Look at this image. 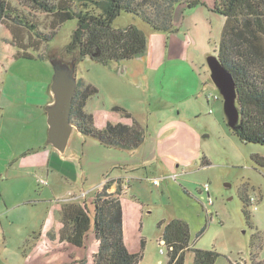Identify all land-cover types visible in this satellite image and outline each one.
Segmentation results:
<instances>
[{
  "label": "rangeland",
  "instance_id": "1",
  "mask_svg": "<svg viewBox=\"0 0 264 264\" xmlns=\"http://www.w3.org/2000/svg\"><path fill=\"white\" fill-rule=\"evenodd\" d=\"M13 1L40 31L52 35L49 15L26 8L22 0ZM173 18L174 30L167 32L155 30L135 14L121 12L115 25L135 24L143 30L148 38L146 56L110 66L90 57L77 63L78 78L98 89L87 110L97 114L99 123L126 119L116 107L131 111L143 123L145 140L132 153L105 147L89 135L77 141L75 132L62 154L47 143V116L42 107L18 99L5 103L7 98L2 96L0 264L68 261L72 251L56 243L65 198L72 195L71 191L79 194L85 190L89 194L82 200L91 201L106 178L121 172L126 181L118 180L115 187L123 189L125 183L129 186L124 198L128 201L123 203L125 234L131 252H142L140 264H166L167 252L162 253L160 246L163 227L159 223L176 218L188 223L193 246L219 252L215 264H264V146L243 142L233 132L226 121L222 97L205 105L201 94L219 93L210 79L207 57L216 52L225 17L214 9V0H200L192 8L187 2L175 4ZM77 22L76 18L65 22L51 41L43 43L41 51L28 47L34 59L17 57L22 49L12 42L8 27L0 25L3 79L15 74L21 82L48 78L51 83L53 66L39 55L59 51L67 59L76 57L67 50ZM173 37L177 38L175 45L180 43L181 47L172 46ZM171 126L189 130L191 155L198 157L192 164L177 168L171 154V158L163 156L188 138L187 133L186 139H178L177 134L169 137L165 132ZM74 148L80 152L81 161L68 158ZM51 153L53 158L59 157L58 166L54 159L50 162ZM141 158L149 159L145 168L130 170L125 164ZM172 172L177 173L176 178ZM42 177L48 185L39 183ZM154 178L160 179L159 185L154 184ZM207 183L212 204L207 203L204 191ZM109 184L114 186L113 181ZM246 198L255 201L249 205ZM92 232L84 242L91 249L83 248L80 260L63 264H80L87 257L82 264H93ZM142 238L146 241L144 247ZM186 264H195L192 251L186 255Z\"/></svg>",
  "mask_w": 264,
  "mask_h": 264
},
{
  "label": "trees",
  "instance_id": "2",
  "mask_svg": "<svg viewBox=\"0 0 264 264\" xmlns=\"http://www.w3.org/2000/svg\"><path fill=\"white\" fill-rule=\"evenodd\" d=\"M22 1L26 8L51 17L52 35L40 31L15 1L0 0V25L8 27L12 42L22 49L16 53L17 57L34 59L36 56L27 50L28 47L41 51L43 43L51 41L65 22L76 18L77 27L67 53H75L79 60L90 57L104 66L143 57L147 53L148 38L143 30L135 24L115 25L121 12L139 16L155 30L172 32L175 4L187 2L192 8L200 3V0ZM214 9L225 17L215 54L232 73L237 86L240 121L238 130L233 132L243 142L264 146V0H214ZM39 56L48 59L46 54ZM97 92L95 86L78 78L71 122L83 135L97 138L105 147L128 151L139 148L145 140V130L131 111L116 107L126 118L132 119L131 124L109 122L103 128L95 126L94 117L85 106ZM261 162L264 164V159ZM203 163L208 164L207 161ZM110 187L108 182L97 191L92 208L76 202L63 203L60 239L81 248L93 230L97 242L94 264H140L142 252H130L125 241L124 211L119 197L123 189L118 187L117 191L110 192ZM245 202L254 203L248 198ZM159 227H163L162 238L168 246L166 264H186V255L190 251L194 253L195 264H215L219 252L193 246L189 225L184 220L162 221ZM141 243L144 247V238Z\"/></svg>",
  "mask_w": 264,
  "mask_h": 264
},
{
  "label": "water",
  "instance_id": "3",
  "mask_svg": "<svg viewBox=\"0 0 264 264\" xmlns=\"http://www.w3.org/2000/svg\"><path fill=\"white\" fill-rule=\"evenodd\" d=\"M47 57L54 70L49 85L51 100L44 105L48 125L47 143L64 154L69 146L73 129L77 128L71 122V111L78 85L79 57L67 59L59 51H51ZM207 65L210 79L223 98L227 124L232 130H238L240 110L237 104L236 80L216 54L208 55Z\"/></svg>",
  "mask_w": 264,
  "mask_h": 264
},
{
  "label": "crops",
  "instance_id": "4",
  "mask_svg": "<svg viewBox=\"0 0 264 264\" xmlns=\"http://www.w3.org/2000/svg\"><path fill=\"white\" fill-rule=\"evenodd\" d=\"M175 39H177V38L176 37H173V40H172V43H171V44H173L172 46L181 47L180 46V43H178L177 45H175L176 44ZM171 51H172V49H171ZM2 73H3L2 67L0 66V90H1V98H2V96H3V98H7V101L5 99L3 100L5 103L6 102L16 101L15 99H18L17 101H26V102L29 101L32 104L39 105L40 107H42L44 109V105L51 100V96H50V93H49V85H50V82L48 81V78H46V80H43V81H40V82H29L28 83V82H25V81H23V82L19 81V77L16 76L15 74H11V75L9 74L8 76H6L3 79ZM46 77H49V75L46 76ZM79 79L83 80V82L85 84H92V83H87L82 78H79ZM18 83L20 84V87L18 86ZM2 89L4 90V95H2V91H3ZM201 94L205 98V105L206 104L207 105H212L214 103L213 99H208L206 97V94L205 93L203 94V92H201ZM1 98H0V102H1ZM91 99L92 98H90L87 101V104L85 106V110L88 113H91L93 115L95 126L98 127V128H103L106 125L101 123L102 120H100V123L98 122L97 114L95 112H92V111H88L87 110V106H88V104H89V102H90ZM134 117H136L135 114H134ZM136 118L138 119V117H136ZM121 122L127 123V124H131L132 123V119L131 118H126V119H124ZM139 122L141 124H143L140 120H139ZM107 123H109V122H107ZM171 129H174V130L172 132H170ZM75 132H76V138H77L76 140L77 141H78V139L84 137V135L79 131L78 127L73 129L72 136H73V133H75ZM166 133H168L169 137L170 136L175 137L176 134L177 135H180V137L178 139H182V138H185L186 139L187 136L185 135V133H187V135H188V138H187V140H185V142L180 143L179 145H176L175 144L174 145L175 146V149H171L170 152L169 151H166L163 154V156H165V158L169 157L168 156L169 154L172 155L171 162L175 164L174 167L179 168L181 166H185V165L187 166L189 164H192L194 161H196L198 159L197 156H195V158H194V156L192 157V155H191V153H192V147H191V145H193V143H191V141H189V140H191V138L189 136V133H190L189 130L188 131H185L181 126H173V127L171 126L170 129H168L165 132V134ZM81 142H82V139H81ZM86 142H87V139L85 138L84 141H83V143L85 144ZM179 146L181 147V149H180ZM120 150H123V149H120ZM124 151H128V150H124ZM133 151H129V152L132 153ZM79 153L80 152L78 151V149L77 148H74L71 151V153L69 154L68 158L71 159V160H74V161H81V158H80V154ZM161 155H162V153H161ZM53 156H54L53 153H51V155H50V162L54 159L55 160V164L58 166V163H60L61 161H60V159H59V157L57 155L54 158H53ZM169 158H171V157H169ZM148 161H149V159H145V158L142 159L141 158L137 162H134V163H131V164H127V163H125V164L127 165V167H129L128 169H130V170H137V169L142 168V167L145 168L146 165L148 164ZM171 170H173V168ZM172 173L175 174V175L177 174L176 172L175 173L172 172ZM124 174L125 173L121 172L120 174H117V175H114V176H111V177L106 178V181H109V183H111L112 181L114 182V186H111L110 187V190H109L110 192L117 191L118 187L116 188L115 186H116V184H118V180H123V181L125 180L126 181ZM127 178L130 179L129 176H127ZM128 188H129V186L125 183V187H123V191L119 195V197L121 198V203H122L123 211L124 212H125V209H124L123 203H125V202L128 201V199H126V200L124 199L125 196H126V193L128 192ZM71 193H72V195L69 198H65L64 202L71 201V202H77V203L87 204L90 207L92 206V200L93 199L91 201H88V200L84 201V200H82L83 198H85L89 194L88 191L82 190L79 194H76L73 191H71ZM124 217H125V213H124ZM60 229H61V223H60V228L58 230V238L56 239V243L60 246V248L63 247V246H65V245L68 246V248L70 249V252L72 251V253H71V256H70V258H69L68 261H64L65 260L64 259V260L58 262V264H63L65 262H75V260H80L82 256H80L79 254L81 253L82 249L83 248H87V249L90 248L91 249L90 244H88V242L86 241V244H84L83 247L78 248V247H75L73 244H70V243H68L66 241H61L60 236H59ZM92 233H90L89 235L91 236L90 238H91L92 244L94 243V245H95V248L93 250V254H94L96 252V249H97V242H96V240L94 238V235ZM124 233H125V222H124ZM125 241H126V244H127L126 234H125ZM127 247H128V244H127ZM130 252H131V250H130ZM93 254H92V256H93ZM87 259H88V257L86 259H82V261L87 260Z\"/></svg>",
  "mask_w": 264,
  "mask_h": 264
},
{
  "label": "built area",
  "instance_id": "5",
  "mask_svg": "<svg viewBox=\"0 0 264 264\" xmlns=\"http://www.w3.org/2000/svg\"><path fill=\"white\" fill-rule=\"evenodd\" d=\"M206 94V97L208 99H219L221 96L219 95V93H215L213 91H210L209 93H205ZM177 176L174 175V178H176ZM107 182L109 181H104L103 184H107ZM153 182L155 185H159L160 184V179L158 178H154L153 179ZM39 183L42 184V185H48V180L45 179V178H40L39 180ZM125 187V186H124ZM101 188V187H100ZM204 191L207 193L208 195V204H212L213 203V200H212V197L210 195V185L207 183L205 186H204ZM251 201L254 202V198H251ZM207 205V204H206ZM205 205V206H206ZM160 246H161V252L162 253H166L168 251V246H167V242L165 241V239L161 238L160 239Z\"/></svg>",
  "mask_w": 264,
  "mask_h": 264
}]
</instances>
